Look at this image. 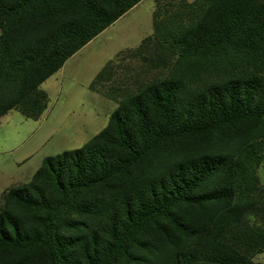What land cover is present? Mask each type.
<instances>
[{
    "label": "trees",
    "instance_id": "obj_1",
    "mask_svg": "<svg viewBox=\"0 0 264 264\" xmlns=\"http://www.w3.org/2000/svg\"><path fill=\"white\" fill-rule=\"evenodd\" d=\"M142 1L0 0V119L40 120L42 84ZM153 28L91 84L108 125L2 194L0 264H264V0H160Z\"/></svg>",
    "mask_w": 264,
    "mask_h": 264
},
{
    "label": "rangeland",
    "instance_id": "obj_2",
    "mask_svg": "<svg viewBox=\"0 0 264 264\" xmlns=\"http://www.w3.org/2000/svg\"><path fill=\"white\" fill-rule=\"evenodd\" d=\"M159 1H142L42 84L49 107L40 120L16 110L0 119V198L11 186L29 182L44 159L82 148L108 125L117 104L91 90V84L109 61L153 34ZM121 67V75L139 79L155 71L139 60L124 61ZM255 260L264 263V253Z\"/></svg>",
    "mask_w": 264,
    "mask_h": 264
}]
</instances>
